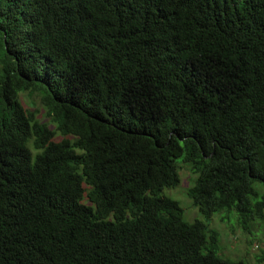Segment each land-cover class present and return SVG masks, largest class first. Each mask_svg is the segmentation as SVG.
Here are the masks:
<instances>
[{
	"label": "trees",
	"instance_id": "16d2710c",
	"mask_svg": "<svg viewBox=\"0 0 264 264\" xmlns=\"http://www.w3.org/2000/svg\"><path fill=\"white\" fill-rule=\"evenodd\" d=\"M216 214L264 221V0H0V264H249Z\"/></svg>",
	"mask_w": 264,
	"mask_h": 264
},
{
	"label": "rangeland",
	"instance_id": "374dc122",
	"mask_svg": "<svg viewBox=\"0 0 264 264\" xmlns=\"http://www.w3.org/2000/svg\"><path fill=\"white\" fill-rule=\"evenodd\" d=\"M191 177L187 168L182 166L179 171L178 187L164 192V196L180 204L184 210V218L188 222L198 217L197 210L185 195L186 189L191 186ZM219 216L223 217L224 214L214 215L208 224L219 235L220 254L225 258L244 260L249 264H264V261H259L264 253V221L251 225L249 232L246 233L235 219H231L230 222Z\"/></svg>",
	"mask_w": 264,
	"mask_h": 264
}]
</instances>
